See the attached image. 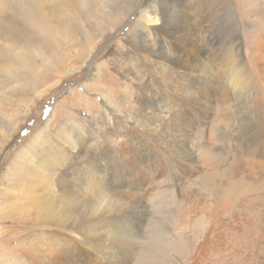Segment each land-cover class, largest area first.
<instances>
[{
  "label": "rangeland",
  "instance_id": "1",
  "mask_svg": "<svg viewBox=\"0 0 264 264\" xmlns=\"http://www.w3.org/2000/svg\"><path fill=\"white\" fill-rule=\"evenodd\" d=\"M87 1L0 19V264H264V0Z\"/></svg>",
  "mask_w": 264,
  "mask_h": 264
},
{
  "label": "bare ground",
  "instance_id": "2",
  "mask_svg": "<svg viewBox=\"0 0 264 264\" xmlns=\"http://www.w3.org/2000/svg\"><path fill=\"white\" fill-rule=\"evenodd\" d=\"M78 0H0V19L2 20L3 16L5 14H7L10 10H14L13 7L17 6L18 9H21L22 10V13L25 14V17L28 19L29 22L31 23H35L36 25L38 26H43L44 25V22L48 19L49 15L51 14V9L52 8H59L60 10L63 9V10H68L70 8H72V4H75ZM89 1V0H88ZM87 1V2H88ZM153 2V1H152ZM155 4V3H154ZM6 8V9H4ZM180 10V9H179ZM11 11V12H12ZM98 12V11H97ZM146 13H149V15L146 17V22L148 24H152L154 26L156 25H159V23L161 22L160 24V31L162 30L161 28L164 27V19H163V10L161 7L159 6H156V5H153V4H150L148 6V10ZM100 14L103 16V11H100ZM185 15V14H184ZM98 16V15H97ZM181 17V16H180ZM183 17V16H182ZM24 18V17H23ZM188 18V17H186ZM19 19V15H18V18ZM114 19V18H113ZM112 19V20H113ZM181 19V18H180ZM111 20V21H112ZM184 20V19H183ZM188 20V19H187ZM186 21V20H185ZM2 22V21H1ZM14 22V21H13ZM180 23H182L181 21H179ZM184 22V21H183ZM110 23V22H109ZM187 23V22H186ZM175 25V24H174ZM181 25V24H180ZM189 25V24H188ZM183 27V26H182ZM166 28V27H165ZM186 28H187V25H186ZM12 29V28H11ZM37 29V28H36ZM158 29V28H157ZM157 29L155 28H152V29H149V31H147V33L149 34V36H151L150 34L153 33V35H156L157 33ZM14 30V29H13ZM41 30V29H40ZM186 30V29H185ZM184 30V31H185ZM190 30V29H189ZM189 33V32H188ZM189 37L186 35L184 36L183 34H179V35H175L174 38L177 39V41L179 42L180 44V47L179 49L178 48H175L176 51H180V53H182L183 56H186V58L188 57L189 60L191 58V55H195V57H197V59H200V56H201V52L200 51H197L194 46H197L196 43H194L191 39V33L188 34ZM264 37V36H263ZM263 37L261 38H258V41H257V49H259V53L258 55L256 56V63L257 65L259 66V69L264 65V39ZM195 39V38H194ZM147 42V41H146ZM191 44V45H190ZM144 46V45H143ZM198 47V46H197ZM139 49V48H138ZM137 49V50H138ZM147 49V48H145ZM148 50V49H147ZM200 50V49H199ZM144 51V50H143ZM149 51V50H148ZM154 51V50H153ZM57 53V52H56ZM150 54H142L140 56V60L150 66V67H153V63H157V64H163L161 61H157L158 60V56L156 57V54L155 52H149ZM139 54V53H138ZM4 55V54H3ZM15 56V55H14ZM2 57V56H1ZM11 57V56H10ZM9 57V58H10ZM19 57V56H18ZM12 58L13 61H17L18 63H22V58ZM202 57V56H201ZM236 57V56H235ZM4 58V57H3ZM231 58V57H230ZM5 59V58H4ZM233 59V58H232ZM239 59V57L237 58ZM204 60V59H203ZM234 60V59H233ZM5 61V60H3ZM8 61V60H7ZM192 61V60H191ZM227 61V60H226ZM208 62V61H207ZM234 62V61H233ZM210 63V62H209ZM227 63V62H226ZM243 63V62H242ZM188 66H190L191 64L190 63H187ZM228 64V63H227ZM231 64V63H230ZM19 65V64H18ZM155 65V64H154ZM194 65L196 66V64L194 63ZM212 65V63L210 64ZM208 64V66L206 65L203 69H201L202 71H204V69H207V70H210V66ZM243 65V64H242ZM242 65L240 62H234V67H225L223 69H226L227 70V74L229 76H231L230 78L232 80H238L236 77L238 75H242V74H245L246 73V70H245V66H243L242 68ZM193 66V65H192ZM197 67V66H196ZM213 67V66H211ZM179 69V68H178ZM191 70H195L196 68L194 67H191L190 68ZM185 71V70H184ZM182 70V72H184ZM190 71V70H189ZM177 72V71H176ZM180 72H181V69H180ZM179 72V73H180ZM194 72V71H193ZM205 72V71H204ZM125 73V72H124ZM178 73V72H177ZM178 73V74H179ZM188 73V70L187 72ZM201 73V72H200ZM176 74V73H175ZM195 74V73H194ZM162 75V74H161ZM167 75V74H166ZM190 75V74H189ZM193 75V74H192ZM202 75V74H201ZM206 75V74H205ZM123 76V74H122ZM176 76V75H175ZM191 76V75H190ZM204 76V75H203ZM159 77V75H158ZM164 78V76H162ZM177 77V76H176ZM162 78V79H163ZM160 79V80H162ZM167 79V78H166ZM164 79V80H166ZM159 80V81H160ZM163 80V81H164ZM180 80V79H179ZM178 81V80H177ZM166 82V81H165ZM163 82V83H165ZM168 82V81H167ZM175 82V80H174ZM183 82V81H182ZM187 83V82H185ZM169 84V83H168ZM150 85V84H149ZM171 85V84H170ZM166 86V85H165ZM249 87H253L251 92H253V95L256 96V95H259V90L257 89V87L255 85H253L252 82H250L248 84ZM247 86V88H248ZM148 87V86H147ZM146 87V88H147ZM150 87V86H149ZM166 88V87H165ZM178 88V87H177ZM187 88H188V85H187ZM167 90H168V87H167ZM250 90V89H249ZM169 91V90H168ZM245 91V89L243 90ZM173 93V92H172ZM247 93V92H246ZM252 94V93H250ZM155 95V94H154ZM259 97V96H258ZM257 98V97H256ZM163 99V98H162ZM154 100V99H153ZM260 100V99H259ZM256 101V100H255ZM149 102V101H148ZM260 102V101H259ZM261 103V102H260ZM258 104V103H257ZM261 105V104H259ZM165 106V105H164ZM155 109V108H154ZM156 110V109H155ZM158 110V109H157ZM224 110V109H223ZM227 110V109H226ZM168 111V110H167ZM264 111V110H263ZM157 112V111H156ZM228 112V111H227ZM230 112V111H229ZM228 116V115H227ZM167 118V117H166ZM170 120V119H169ZM232 120V119H231ZM166 121V119H165ZM170 122V121H169ZM231 122V121H230ZM231 125V124H230ZM71 125H69L67 128L64 127L63 129L66 131V130H69ZM149 126V125H148ZM154 126V125H153ZM147 127V126H146ZM74 128L75 126L73 127V130L71 129V131H69V134L68 135H72L73 134V131H74ZM147 131V130H146ZM153 131V130H152ZM158 132V131H157ZM239 132V131H238ZM146 133V132H145ZM152 135V134H151ZM75 136V135H74ZM49 151V150H48ZM64 151V150H63ZM48 153V152H47ZM65 153V151L63 152ZM62 153V154H63ZM247 155V154H246ZM60 156V155H59ZM178 156V155H177ZM49 158L46 159L45 158V155H43V157L41 158H44L45 159V164L48 166H46L45 171L44 170H41L43 172V180H45V185L42 184V187H48V184L50 183V181H52L51 179L54 178L57 173H62L63 169L61 166H63L65 164V162L67 160H64V156H61L60 158H56L55 156L53 157H50L48 156ZM55 157V159H53ZM251 158V157H250ZM70 160V159H69ZM251 160V159H250ZM253 160V159H252ZM255 161V160H254ZM254 164V163H252ZM66 165V164H65ZM215 165V164H214ZM213 165V166H214ZM217 169V168H216ZM40 170L38 172H40ZM56 171V172H53ZM215 170V169H214ZM248 170V169H247ZM250 170V169H249ZM253 170V169H252ZM259 172V171H258ZM218 175V174H217ZM58 176V175H57ZM220 178V175L218 176ZM228 180V179H227ZM188 181V180H187ZM55 182H56V179H55ZM190 182V181H189ZM188 182V183H189ZM229 182V181H228ZM186 183V182H185ZM29 184V183H28ZM57 184V183H56ZM41 187V188H42ZM40 188V189H41ZM50 189V188H49ZM25 190V189H24ZM29 191H38V187L33 185L32 188H28ZM54 190V189H53ZM57 190V189H55ZM28 191V192H29ZM50 191V190H49ZM57 192L56 191H52V194H56ZM41 196V195H40ZM39 196V197H40ZM39 197L37 198H34L32 201L35 200V203H38L39 204V207H43L46 211L44 213V215L48 218L47 220H51L52 219L54 221H58L59 223H63V221H65V214L63 212H61V210H57L56 212L52 211V209L49 207L51 205L48 206V204H46L43 200H40ZM220 208V207H219ZM223 208V207H222ZM224 209L226 210V206L224 207ZM54 210V209H53ZM224 210V211H225ZM41 212V211H40ZM67 214V213H66ZM72 217V216H71ZM52 218V219H51ZM73 220V219H72ZM218 220V219H217ZM220 220V218H219ZM72 222V221H71ZM69 223V222H68ZM70 224V223H69ZM73 225V223H71ZM75 225V223H74ZM214 225L213 224V227H211L209 230H208V233H207V236H206V239L205 240H211V235H213L215 237V239L217 241H219V239L221 238V231L219 229H214ZM223 228V227H221ZM77 231V230H76ZM84 235V234H83ZM203 236V235H202ZM220 236V237H219ZM183 250V249H182ZM184 253V252H183ZM52 258V257H51ZM55 260V259H54ZM63 262V261H62ZM49 263V262H48ZM47 264V263H45ZM50 264H57V263H54L53 260L50 261ZM66 264V263H65Z\"/></svg>",
  "mask_w": 264,
  "mask_h": 264
}]
</instances>
